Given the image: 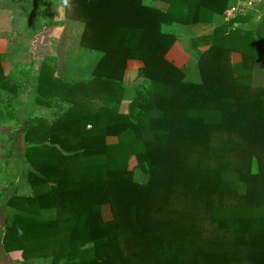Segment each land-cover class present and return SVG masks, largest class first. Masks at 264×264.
Returning <instances> with one entry per match:
<instances>
[{
    "label": "trees",
    "instance_id": "obj_1",
    "mask_svg": "<svg viewBox=\"0 0 264 264\" xmlns=\"http://www.w3.org/2000/svg\"><path fill=\"white\" fill-rule=\"evenodd\" d=\"M69 2L79 46L97 57L76 81L48 57L39 67L35 100L58 117L26 119L20 184L30 194L10 178L0 190L5 250L26 264H264V88L251 83L264 16L251 28L252 12L225 22L237 0ZM212 23L195 69L167 58L176 27ZM2 62L0 119L11 121L27 79L6 77Z\"/></svg>",
    "mask_w": 264,
    "mask_h": 264
},
{
    "label": "rangeland",
    "instance_id": "obj_2",
    "mask_svg": "<svg viewBox=\"0 0 264 264\" xmlns=\"http://www.w3.org/2000/svg\"><path fill=\"white\" fill-rule=\"evenodd\" d=\"M19 6L34 7L36 8V10H39L41 12L44 4L42 3V1L40 3L39 0H27L24 3L16 6L17 19L14 25V31L11 33L9 38L11 47L9 49V54L2 55L3 60H11L16 62L17 65L15 64V66H17L18 70L22 72L21 74H25V76H33V74H35L34 69L36 66H38L39 63V61L36 59H39L44 53H51V55L46 57L51 60L52 64L57 69V74L62 79L70 82L88 78L89 71L95 64L97 54L92 53L91 51L83 49L79 46V41L76 38V29L72 28V24L74 22H78V20L73 18L74 16L71 17L73 13L69 10V14L66 15L64 19L60 20L59 22H55L58 23L61 28L58 29L55 34H53L52 30H47L48 28H45V26L49 27L50 25L48 26L46 24L44 26L41 23L42 21H40V19L42 18L38 14V12L35 13V17L33 19L29 18L28 20H23V17L21 18L19 16ZM32 10L33 9H31V11ZM62 27L64 28V30ZM175 29L180 32L184 28L179 29L178 27H176ZM43 32L44 34H42ZM62 32L63 36L61 35ZM47 33L53 35H51L50 38H47ZM37 38H39V40L40 38H42V40H40V47L37 46ZM52 53H54L55 55H52ZM189 66L195 69V63L192 62ZM137 73V69L131 68L125 76L126 81H132L134 84L136 81ZM35 76H38V73L35 74ZM28 90L29 83L26 85V91L20 95L15 104L17 114L21 119L20 127H22V130H26L28 126V121L26 119H28L29 115H34L35 117L46 119V121L53 123L58 117V114L56 112L57 110H55L54 108L47 109L45 107H43L45 110H41V107H38L37 103L33 104L35 98L33 96L30 97V93L27 92ZM127 105L128 103L122 104V112H128ZM3 131L4 128L0 129V135ZM7 138H0V190H2L3 187L7 186V179L10 178L13 179L11 181L16 182V186L20 187L19 195H29V188L26 186V182L23 181L20 184V180H22L23 177L22 173L25 168L29 166V163L23 156V133L20 136L18 135V137L12 138L8 143ZM108 142L110 144L117 143L118 139L108 138ZM136 164V160L134 158L131 159L130 166L132 169L136 166ZM134 180L140 183H144L147 181V176L142 173L140 169L134 168ZM14 186L10 188L9 193L15 191ZM245 188L246 184L240 183L238 187L240 195L245 193ZM235 202L236 201L232 200L228 203ZM0 206H2V204ZM102 212L105 220L113 219L112 209L110 205L103 206Z\"/></svg>",
    "mask_w": 264,
    "mask_h": 264
},
{
    "label": "crops",
    "instance_id": "obj_3",
    "mask_svg": "<svg viewBox=\"0 0 264 264\" xmlns=\"http://www.w3.org/2000/svg\"><path fill=\"white\" fill-rule=\"evenodd\" d=\"M27 0H0V55L9 54V49L11 47V43L9 41L11 33L14 31V25L16 21V6L24 3ZM40 3L44 4L43 8L41 9V12L39 10H36L34 7H27V6H19L20 7V13L19 16L23 20H28L29 18L33 19L35 17V13L38 12V14L41 16L42 21L41 23L45 26L46 24L50 27L47 30H52L53 34L56 33L58 29L61 27L58 23H55L56 21L59 22L60 20L64 19L66 15L69 14V10L73 13L71 17H73L76 20H79L75 16V10L74 7L71 6V2L67 0V3H65V0H39ZM264 0H261L260 5L256 7L255 10L251 11L252 16H254L252 21L247 24V28L254 27L258 24L261 17L264 16V7L261 6V3H263ZM238 3V0H237ZM237 5V4H236ZM153 6L159 8L161 11H167L168 4L155 1L153 2ZM31 9H33L31 11ZM250 12V13H251ZM216 24H198V25H188L184 27V29L180 32V34L177 37L176 43L171 48L169 54L167 55V58L174 62V64L179 67H186L190 65L192 62L196 63L200 55L205 52L209 47L211 46L212 38L214 31L216 29ZM63 28V27H62ZM64 30V28H63ZM64 32V31H63ZM62 32V36H63ZM44 34V32L42 33ZM53 34L47 33V38ZM38 39V45L40 47V40L42 38ZM39 51V48H38ZM53 52V51H51ZM54 53H52L53 55ZM51 55V53H44L39 59H36L39 61L38 66L35 67L34 73L37 74L39 71V67L42 63V61L45 59L46 56ZM55 55V54H54ZM16 62L11 60H6L2 62V67L4 71V75L10 79L13 80H22L25 81L23 77H25V74H21L22 72L18 70V67L15 66ZM17 65V64H16ZM130 70V69H129ZM128 70V71H129ZM127 71V73H128ZM126 73V74H127ZM26 76V79L29 83V90L27 91L30 93V97L35 98L34 93V86L36 85L37 76ZM137 77V74H136ZM126 81V77H125ZM127 82V81H126ZM252 86L253 87H262L264 88V65L255 66L254 72L252 75ZM27 83V84H28ZM129 84H133V82L129 81L127 82ZM38 104L36 100L34 99L33 104ZM16 104V102H15ZM38 107H41V110L44 108L41 105H37ZM46 108V107H45ZM48 109V108H47ZM45 110V109H44ZM17 118L15 120H4L0 119V129L4 128V131L0 135V138H7V143L11 141L12 138L20 136L22 133L24 134L25 130H22V127H20L21 119L20 116L17 114ZM6 135V136H5ZM5 136V137H3ZM112 138V137H109ZM1 145V140H0ZM7 218V212L4 210L3 206H0V264H26L24 255L22 251H10L7 252L3 246L2 238H3V231L5 228V221ZM35 264H51V261L49 259H44L41 262H37Z\"/></svg>",
    "mask_w": 264,
    "mask_h": 264
},
{
    "label": "built area",
    "instance_id": "obj_4",
    "mask_svg": "<svg viewBox=\"0 0 264 264\" xmlns=\"http://www.w3.org/2000/svg\"><path fill=\"white\" fill-rule=\"evenodd\" d=\"M261 0H238L236 6L229 8L224 13L225 22H232L239 16H246L260 5Z\"/></svg>",
    "mask_w": 264,
    "mask_h": 264
},
{
    "label": "clouds",
    "instance_id": "obj_5",
    "mask_svg": "<svg viewBox=\"0 0 264 264\" xmlns=\"http://www.w3.org/2000/svg\"><path fill=\"white\" fill-rule=\"evenodd\" d=\"M65 3H67V0H65Z\"/></svg>",
    "mask_w": 264,
    "mask_h": 264
}]
</instances>
